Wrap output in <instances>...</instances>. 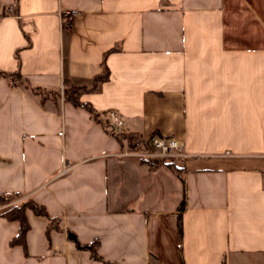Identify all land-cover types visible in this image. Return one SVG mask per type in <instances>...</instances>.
<instances>
[{
  "label": "crops",
  "instance_id": "crops-1",
  "mask_svg": "<svg viewBox=\"0 0 264 264\" xmlns=\"http://www.w3.org/2000/svg\"><path fill=\"white\" fill-rule=\"evenodd\" d=\"M1 13L0 72L46 92L90 88L102 60L108 76L80 92L92 114L0 76V193L15 195L0 212H45L24 207L18 239L0 214V264H264V0H0ZM109 111L113 132L173 137L186 157L124 164ZM92 241L99 259L78 247Z\"/></svg>",
  "mask_w": 264,
  "mask_h": 264
},
{
  "label": "trees",
  "instance_id": "trees-1",
  "mask_svg": "<svg viewBox=\"0 0 264 264\" xmlns=\"http://www.w3.org/2000/svg\"><path fill=\"white\" fill-rule=\"evenodd\" d=\"M2 15L3 14L1 13L0 17ZM111 50H112V48H110L107 52H109ZM8 75H11L15 79L20 80L22 88L24 90H27L28 92L32 93L33 95H36L39 99H46L48 97V98H51L52 100L55 101L60 96L63 101L69 102L73 106L84 108L89 114H92L93 111H92L91 105L89 103L83 102L79 99L80 92L81 91H91L97 83L106 80V78L108 76V70H107V68H106V66L102 60L101 73L96 78H93L92 85L90 88L87 89L83 86L70 85L66 88H63L61 90V92L58 90H51V91L46 92V91L39 89V88H36V87H30L26 82L21 80L19 74L16 71L11 73V74L0 72V76H8ZM106 128H107L106 130L109 133H111V135L114 136V138L116 139V141L119 144L124 142V144L126 145V148H128V149H142L144 147V144H143V142L139 136H135V135H132L130 133H125V132H113V130L116 128H113L109 125H106ZM140 163L145 164L147 169L149 171H151V170L156 169L160 164H162L164 162L160 159L159 160H152V161H149L146 159H141ZM165 163L168 165H172V162H168V163L165 162ZM14 196H15L14 194L0 193V205L8 203ZM24 207L30 208L36 214L45 215L43 208H41L40 206H37L34 202H32L30 200H27L26 202H23L22 204H19V205H13L10 208L0 212V214L2 216L6 217L7 219H13V220H17L19 222V231H18V235L16 236L17 239L21 238L23 236V233L25 232V230L27 228V224H26L24 216H23V208ZM178 220H179V218H178ZM178 229L180 230L179 222H178ZM95 245H96V241H92L88 245L79 244L78 247L88 249L93 258L99 259V256L96 254V251H95Z\"/></svg>",
  "mask_w": 264,
  "mask_h": 264
},
{
  "label": "built area",
  "instance_id": "built-area-1",
  "mask_svg": "<svg viewBox=\"0 0 264 264\" xmlns=\"http://www.w3.org/2000/svg\"><path fill=\"white\" fill-rule=\"evenodd\" d=\"M10 10V8H8ZM69 12L60 11V22H65L69 17ZM105 122L113 128H119L123 124L121 118L117 113L109 111L105 114ZM130 155L129 153H124ZM132 155L139 158H147L152 160H162L163 162H174L184 159L186 155L181 151V144L173 137H159L157 135L150 136L145 142L144 147L138 151H134ZM69 166L66 164L63 171L67 170Z\"/></svg>",
  "mask_w": 264,
  "mask_h": 264
},
{
  "label": "rangeland",
  "instance_id": "rangeland-1",
  "mask_svg": "<svg viewBox=\"0 0 264 264\" xmlns=\"http://www.w3.org/2000/svg\"><path fill=\"white\" fill-rule=\"evenodd\" d=\"M138 150H140V149H127V151H125V153H129L130 155H125L124 157H122V158H124V164H126V163H128V162H140V160L141 159H146V160H149V161H152V159H147V158H139L138 156H135V155H132V153L134 152V151H138ZM168 163V162H167ZM160 165H163V163L162 164H160ZM146 166V165H145ZM147 168V167H146ZM171 170H172V172H174V169H172V168H170Z\"/></svg>",
  "mask_w": 264,
  "mask_h": 264
}]
</instances>
